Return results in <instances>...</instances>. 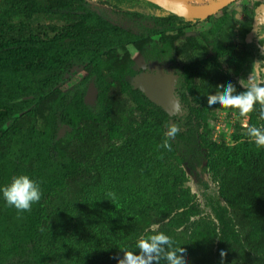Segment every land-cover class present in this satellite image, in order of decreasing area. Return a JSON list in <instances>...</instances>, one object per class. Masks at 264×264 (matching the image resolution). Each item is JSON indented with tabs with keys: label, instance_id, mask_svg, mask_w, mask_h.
<instances>
[{
	"label": "trees",
	"instance_id": "1",
	"mask_svg": "<svg viewBox=\"0 0 264 264\" xmlns=\"http://www.w3.org/2000/svg\"><path fill=\"white\" fill-rule=\"evenodd\" d=\"M99 1L132 19L146 16L154 26L136 30L89 0L0 1V36L14 23L42 17L72 25L52 38L32 35L0 44V188L27 174L43 193L19 215L0 194V264L41 263L31 243L57 197L79 179L92 194V210L76 224L78 264H117L120 248L135 251L137 240L153 229L185 248L188 264H221V251L223 264H264V148L251 142L241 119L256 126L264 121L258 106L248 116L233 109L239 120L232 142L218 141L210 133L213 109H227L207 103L220 84L232 82L243 91L238 78L248 77L254 61L243 33L264 0L225 11L201 33L202 41L189 35L179 42L202 18L180 16L159 0ZM150 45L183 60V116L168 114L134 86L138 68L131 47ZM76 67L82 75L70 85ZM92 79L99 90L94 105L84 100ZM170 122L180 132L169 140V151L158 145ZM62 126L69 130L59 138ZM66 141L72 142L69 148ZM192 143L206 152L210 175L219 184L224 205L217 206V220L194 218L199 210L180 154ZM157 168L163 177L152 180ZM146 175L152 183L137 187Z\"/></svg>",
	"mask_w": 264,
	"mask_h": 264
},
{
	"label": "rangeland",
	"instance_id": "2",
	"mask_svg": "<svg viewBox=\"0 0 264 264\" xmlns=\"http://www.w3.org/2000/svg\"><path fill=\"white\" fill-rule=\"evenodd\" d=\"M104 8L109 16L114 20L119 21L127 26H131L136 30H144L147 27L154 26V22L147 19L146 16L139 14L133 15V19L129 17V13L124 10L114 9L108 5L100 3L99 0H89ZM139 1V0H136ZM165 1L168 6L177 10L189 12V7L179 5L170 0ZM191 6H213L219 5L221 0H214L211 2L188 0L185 1ZM252 0H236L228 4L223 9L213 13L212 15L202 18L200 21L195 22L192 26L188 27L185 35L182 36L177 42L185 39L186 36L196 35L201 39V33L207 31L221 17L225 11L231 13L232 11L241 8L244 4L251 3ZM72 25H68L58 20H49L42 17L38 20L24 21L22 24L14 23L9 29L0 36V44L5 42L6 39L38 36L40 38H52L59 33H64L70 29ZM223 34V31L221 32ZM154 41L158 42V36H154ZM202 41V39H201ZM235 41L241 43L239 39ZM203 43V42H202ZM204 45V43H203ZM132 55L135 59L138 72L144 70L147 64L154 61L153 58L163 59L162 61L156 60L161 66H169L172 70L179 74L176 82L177 91H180V65L183 60L176 55L174 51L162 52L154 46H147L143 50L131 47ZM82 75L79 69L74 68L69 75V84L72 85L74 81L78 80ZM244 77V76H241ZM240 77V78H241ZM238 78V81L239 79ZM245 78V77H244ZM187 106L185 111L187 112ZM215 113L214 119L210 122L212 129L211 135L218 141L232 142V132L234 123L239 120L237 112L233 109L218 110L213 109ZM186 114V113H185ZM180 116V115H179ZM242 124L248 125V118L241 119ZM68 127L62 126L59 129L60 137L62 138L68 131ZM203 128L200 129V134ZM72 142H64L63 146L69 148ZM183 157V168L188 175L186 186L190 188L192 199L198 207L199 214L194 218H205L217 220V206L224 205L223 200L219 197V184L213 180L207 167L206 152L199 146L198 143H192L190 147H183L180 151ZM100 165H97L99 167ZM158 169V170H157ZM154 171L153 179H160L163 177V172L157 168ZM83 175V173L81 174ZM152 180L149 175H146L141 181L135 185L144 187L145 184H151ZM140 184V185H139ZM92 194L88 191L87 187L79 179L73 186L69 193L61 194L57 197L56 203L53 205L52 215L44 221L36 234V238L31 247L41 255V263L39 264H78L76 255L79 251L78 245L75 242L76 238V224L82 218L87 216L92 210ZM160 225L156 224L153 228H158Z\"/></svg>",
	"mask_w": 264,
	"mask_h": 264
},
{
	"label": "clouds",
	"instance_id": "3",
	"mask_svg": "<svg viewBox=\"0 0 264 264\" xmlns=\"http://www.w3.org/2000/svg\"><path fill=\"white\" fill-rule=\"evenodd\" d=\"M259 38V37H258ZM264 49V45H262ZM264 56V50L261 51ZM243 91H237L232 82L220 84V91L207 95L209 107L219 105L225 109H235L241 116H248L253 111L259 112V119L264 121V59L254 60L247 78L238 81ZM174 111H180L178 104L173 105ZM246 135L257 148H264V126L245 125ZM180 132V127L174 122L167 125L165 139L158 148L171 150L169 140L174 139ZM0 194L7 206L16 209L18 215L30 211L32 205L40 201L43 193L40 183L27 174L14 176L10 183L0 188ZM136 250L120 248L122 257H117V264H188L186 249L177 246L176 241L162 231L153 229V233L141 236L136 242ZM223 264L224 251L220 253Z\"/></svg>",
	"mask_w": 264,
	"mask_h": 264
},
{
	"label": "water",
	"instance_id": "4",
	"mask_svg": "<svg viewBox=\"0 0 264 264\" xmlns=\"http://www.w3.org/2000/svg\"><path fill=\"white\" fill-rule=\"evenodd\" d=\"M182 1L185 2L188 0ZM198 1L211 2L214 0ZM221 1L222 2L214 10L205 12L201 15H197L193 12L189 13L177 10L168 6L165 1L159 2V4L165 9L180 16L189 18H206L236 0ZM243 38L254 52V60L264 59V56L261 55V51L264 50L262 49V45H264V8L257 11L252 22L244 31ZM178 77L179 74L175 73L171 67L161 66L156 60H154L149 62L144 70L136 74L134 78V86L135 88L140 89L153 102L160 105L168 112V114L183 116L187 112L185 111L186 105L184 104L179 91H177L176 82ZM98 94L99 90L96 86L95 80L92 79L88 84V89L84 97L85 102L94 105L98 99ZM174 104H178L181 110L174 111Z\"/></svg>",
	"mask_w": 264,
	"mask_h": 264
},
{
	"label": "bare ground",
	"instance_id": "5",
	"mask_svg": "<svg viewBox=\"0 0 264 264\" xmlns=\"http://www.w3.org/2000/svg\"><path fill=\"white\" fill-rule=\"evenodd\" d=\"M170 1H173L174 3H177L179 5H183V6H186V7H189V9L191 10V12L197 14V15H201L205 12H209V11H212L214 10L218 5H213V6H191L189 5L188 3L182 1V0H170Z\"/></svg>",
	"mask_w": 264,
	"mask_h": 264
}]
</instances>
